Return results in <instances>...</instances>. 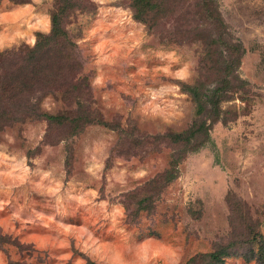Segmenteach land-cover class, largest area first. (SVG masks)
Masks as SVG:
<instances>
[{"label":"rangeland","instance_id":"374dc122","mask_svg":"<svg viewBox=\"0 0 264 264\" xmlns=\"http://www.w3.org/2000/svg\"><path fill=\"white\" fill-rule=\"evenodd\" d=\"M73 1L63 24L88 79L90 108L109 125L76 133L24 119L0 130V264H183L226 240L232 223L242 228L228 194L264 235V0H214L246 49L237 72L248 82L247 100L221 102L224 120L208 140L179 146L164 134L195 119L180 83L198 77L196 28H209L198 0H162L154 29L133 17L131 0ZM57 4L2 0L0 50L48 32ZM41 107L74 106L48 94ZM176 152V177L152 196L151 210L135 212L148 191L132 192ZM225 264L256 263L232 256Z\"/></svg>","mask_w":264,"mask_h":264},{"label":"trees","instance_id":"16d2710c","mask_svg":"<svg viewBox=\"0 0 264 264\" xmlns=\"http://www.w3.org/2000/svg\"><path fill=\"white\" fill-rule=\"evenodd\" d=\"M9 1L22 3L28 0ZM74 4L73 0H58L56 8L50 12L49 31L36 32L33 44L20 42L0 50V130L24 119L71 126L76 133L91 123L109 125L90 108L88 79L81 73L76 43L63 24ZM161 5L162 0H131L133 17L154 29L162 14ZM197 5L201 22L209 24L205 33L196 28L195 36L203 43L199 74L192 83H180V88L188 93L194 104L195 119L184 130L164 134L169 142L178 146L200 145L208 140L213 124L224 120L221 102L234 98L247 100L248 82L237 72L246 51L243 43L230 31L214 0H198ZM48 94L63 105L74 107H62L54 113L45 111L41 100ZM180 160L181 156L176 152L162 173L150 177L132 192L148 191L136 201L135 212L153 208L152 196L157 197L176 177ZM226 201L231 217L239 216L242 228L238 229L239 226L232 223L226 240L209 252L190 256L183 264H225V260L232 256L264 264V235L258 230V222L246 223L249 217L241 199L228 194Z\"/></svg>","mask_w":264,"mask_h":264}]
</instances>
